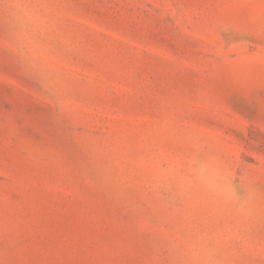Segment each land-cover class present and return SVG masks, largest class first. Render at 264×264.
I'll return each instance as SVG.
<instances>
[{
    "label": "rangeland",
    "instance_id": "obj_1",
    "mask_svg": "<svg viewBox=\"0 0 264 264\" xmlns=\"http://www.w3.org/2000/svg\"><path fill=\"white\" fill-rule=\"evenodd\" d=\"M0 264H264V0H0Z\"/></svg>",
    "mask_w": 264,
    "mask_h": 264
}]
</instances>
